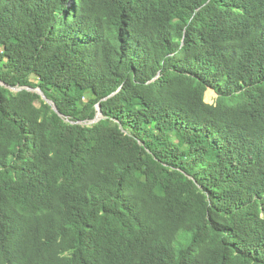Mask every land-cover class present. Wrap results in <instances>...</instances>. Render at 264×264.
<instances>
[{"label": "trees", "instance_id": "1", "mask_svg": "<svg viewBox=\"0 0 264 264\" xmlns=\"http://www.w3.org/2000/svg\"><path fill=\"white\" fill-rule=\"evenodd\" d=\"M0 81V264H264V0H0Z\"/></svg>", "mask_w": 264, "mask_h": 264}, {"label": "water", "instance_id": "2", "mask_svg": "<svg viewBox=\"0 0 264 264\" xmlns=\"http://www.w3.org/2000/svg\"><path fill=\"white\" fill-rule=\"evenodd\" d=\"M0 85H3V83L0 81ZM24 88H15V89H12L14 92H18L20 90H22ZM27 90H31V91H34V92H37L41 97L42 99L46 100V102H48L51 106H52V109L58 114V110L57 108L55 107V105L53 103H51L50 101H48L44 94L38 89H29V88H26ZM102 118V114H101V111H100V107L97 106V114L95 116V118L91 121V123H96L98 122L100 119Z\"/></svg>", "mask_w": 264, "mask_h": 264}, {"label": "rangeland", "instance_id": "3", "mask_svg": "<svg viewBox=\"0 0 264 264\" xmlns=\"http://www.w3.org/2000/svg\"><path fill=\"white\" fill-rule=\"evenodd\" d=\"M215 99H216L215 93L212 90H207V92L205 93V98H204L205 102L207 104H213Z\"/></svg>", "mask_w": 264, "mask_h": 264}]
</instances>
